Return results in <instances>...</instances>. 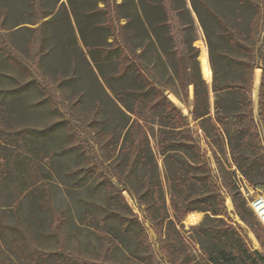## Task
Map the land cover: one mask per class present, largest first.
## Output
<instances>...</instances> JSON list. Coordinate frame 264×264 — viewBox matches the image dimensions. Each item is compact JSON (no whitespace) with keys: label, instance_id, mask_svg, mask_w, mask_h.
I'll use <instances>...</instances> for the list:
<instances>
[{"label":"rangeland","instance_id":"374dc122","mask_svg":"<svg viewBox=\"0 0 264 264\" xmlns=\"http://www.w3.org/2000/svg\"><path fill=\"white\" fill-rule=\"evenodd\" d=\"M66 1L0 0L1 138L8 148L19 152V157L28 158L29 177L35 183L21 196L16 181L0 185V264H51L40 257L47 253L58 258L55 264H76L66 262L60 254L83 261L105 257L106 264H149L134 237L133 217L126 208L114 205L104 185L99 184L102 176L85 173V161L73 139L86 142L91 157L121 191L157 250L154 231L135 200L138 186L117 162L119 151L135 120L131 135H142L144 148L146 145L152 153L162 191L161 207L172 217L171 196L179 194L173 181L176 167L170 154L161 155L156 146L162 131L169 130L173 136L168 128L171 122L164 117V110L154 105L155 93L142 77L189 116V109L172 94L179 93L176 56L197 53L198 61L201 52H206L211 72L209 80L202 73L201 77L208 87L217 144L205 142L195 123L189 127L224 199L226 216L206 221L209 212H191L176 229L199 264L201 247L228 252L242 242L251 251L262 253L256 235L236 215L229 194L220 185L213 151L235 185L240 175L255 194L264 193V159L253 145L244 93L238 89L215 93L212 85L213 81L217 87L243 83L242 67L231 60L242 59L244 54L229 39L247 43L250 23L259 17L251 100L252 118L264 148L258 97L264 77V0H161L170 13L167 27L159 28V36H151L154 31L148 21L155 18L152 12L144 22L134 18L130 29L121 30L117 11L110 10L107 18L116 31L115 38L104 24L105 14L94 10L97 0ZM108 2L114 8L113 1ZM72 8L82 13L92 11L91 17L78 27ZM118 11L131 14L128 8ZM47 14L50 16L44 18ZM155 43L162 44V50H156ZM5 55L17 60L21 69ZM215 105L221 116L232 118L221 119L220 125ZM179 152L196 166L191 152ZM146 170L138 168L137 177ZM194 173L198 176L201 171ZM194 191H200V186ZM257 226L263 231L258 222ZM158 259L165 264L160 253Z\"/></svg>","mask_w":264,"mask_h":264},{"label":"trees","instance_id":"16d2710c","mask_svg":"<svg viewBox=\"0 0 264 264\" xmlns=\"http://www.w3.org/2000/svg\"><path fill=\"white\" fill-rule=\"evenodd\" d=\"M71 1L72 0H67L66 2ZM112 1L114 8L110 7L111 4L108 0H97V6L94 10L98 13L102 12L105 14L106 18L104 24L108 25L110 30L109 35L114 38L116 31H112V26L109 25L110 21L107 18V14L110 10L117 11L116 19L121 30L126 28L130 29L134 18H137L138 22H144L147 20L150 12H152L153 17H155L153 22H151L152 20L148 21L151 31H154V35L151 36H159V28L167 27L165 22L168 20L167 17L170 12L167 8H163L161 0H159V2L156 0ZM99 4H101L100 7ZM61 6L64 7L65 4L61 3ZM126 8L131 11V14H119V9L123 10ZM71 12L75 15L74 17L78 27H80L79 25H81L83 19L90 18L92 14V11L82 13L75 8H72ZM49 16L50 14H47L44 18ZM258 22L259 17L253 18L251 21L247 43L239 42L235 37L229 39V43L234 45L235 48L244 54L242 59L231 60L233 63L242 67L244 77L243 83H241L240 86L224 84L221 87H217L215 85L216 81H213L212 90L217 93L228 89H238L244 93L246 100L244 110L246 111L248 124L251 129L253 145L258 156L264 159V148L260 142L257 128L252 118L251 100L253 86L252 78L254 77L256 66L254 50L257 43ZM108 28H105L104 30ZM155 45L156 50H162V44L160 46L158 43H155ZM5 57L14 67L21 69V65L17 60L8 55H5ZM123 58L125 57L123 56ZM196 58L197 53L193 54V56H186L185 54L178 53L176 56V83L179 93L173 92L172 94L189 109V116H185L161 89L155 87L154 84L145 77H142L143 83L155 93L154 105L161 107L164 110V117L168 122H171V126H168V128L173 132V136L168 133L169 130L162 131L159 135V141L156 146L161 155L170 154L171 161L175 165L174 167H176V174L173 181L179 189V194H172L171 196L170 205L172 209V217H170L165 212L164 208L161 207L162 191L158 177L155 175L156 165L152 153L146 145L144 148V145L142 144V135H131V130L136 122L135 120L129 126L124 139L125 141H123V146L119 151L121 159L117 162L123 167V171L127 175L133 177L134 184L138 186L139 190L134 194L135 200L140 206H142L145 217L149 222L151 229L154 231L157 250L154 249L148 232L143 226L144 224L137 222V217L132 211H130L121 191L114 185V183L105 177L103 171L100 170L101 164L91 157L90 150H88L89 146L86 145V142L79 138L73 139L74 147L80 150V154L85 161V173H96L97 177L102 176V178L99 179V184L104 185L107 193L111 197L110 199L114 201V205L116 207L122 206L126 208L128 213L133 217V225L136 226L133 233L134 237L139 247L145 252L144 257L149 264H161L158 259L159 253L165 264H199L192 255L189 246L178 233L176 226L180 224L186 215L195 211L209 212V214L206 213V221L209 219H220L217 217L226 216L224 199L220 194L218 185L211 177V170L207 164V160L201 154L200 147L194 140L189 127L191 126V123H195L194 127L200 131L205 142H208L211 146L217 144L214 136L218 135V131L211 123L208 87L201 77L200 66ZM122 62H124V59ZM131 65H133V62H131ZM261 78L258 91L259 116L260 119L264 121V112L262 111L264 106V77L262 76ZM190 86L192 87V96L189 94ZM39 89L42 95H44L45 91L43 90V87L40 86ZM213 109L216 111L215 116L220 125L223 123L221 119L232 118V116H221L216 105ZM3 117L4 111L0 106V126ZM196 123H198V125ZM180 149H185L193 154L196 159V166H193L181 157L179 152ZM18 153L19 152L16 153L14 149L7 147L3 138H1L0 132V185H9L12 181H16L18 184L17 189L21 196L33 187L35 183H33L32 178L29 177L28 158L19 157ZM213 158L219 174L221 187L229 194L236 215L256 235L263 252L251 251L242 242L238 245L237 249L230 248L228 252L216 253L210 248L201 247L202 256L200 262L201 264H264V233L258 228L257 222H255L254 217L246 207L245 201L240 194L241 192H239L235 183L231 179L230 173L221 166L215 151H213ZM140 167L147 168V170L142 177H137L136 171ZM195 170L201 171V174L198 176L195 175ZM196 186H200V191H194ZM57 222L58 219L55 218L54 224H57ZM59 256H64L66 262L73 261L76 264H106L105 257H99L94 261H83L75 255L66 256L60 254ZM40 257H43L51 264H55V261H58V258L54 256V253L43 254Z\"/></svg>","mask_w":264,"mask_h":264},{"label":"built area","instance_id":"2783aa9c","mask_svg":"<svg viewBox=\"0 0 264 264\" xmlns=\"http://www.w3.org/2000/svg\"><path fill=\"white\" fill-rule=\"evenodd\" d=\"M236 187L241 192L247 207L264 231V193H254V189L247 185L242 176L237 175ZM234 225V223H232Z\"/></svg>","mask_w":264,"mask_h":264},{"label":"bare ground","instance_id":"6f19581e","mask_svg":"<svg viewBox=\"0 0 264 264\" xmlns=\"http://www.w3.org/2000/svg\"><path fill=\"white\" fill-rule=\"evenodd\" d=\"M198 61H199V64H200V70H201L202 75L205 78H208V80H209V78L211 76V72H210V67H209V62H208V58H207L206 52H201L200 53V55L198 56ZM257 77H258V73L256 74V80H257Z\"/></svg>","mask_w":264,"mask_h":264},{"label":"crops","instance_id":"0c3cea01","mask_svg":"<svg viewBox=\"0 0 264 264\" xmlns=\"http://www.w3.org/2000/svg\"><path fill=\"white\" fill-rule=\"evenodd\" d=\"M190 94V93H189ZM192 96V94H190ZM191 96H190V99H191Z\"/></svg>","mask_w":264,"mask_h":264}]
</instances>
